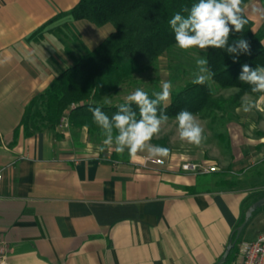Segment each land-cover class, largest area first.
<instances>
[{
  "label": "crops",
  "instance_id": "obj_1",
  "mask_svg": "<svg viewBox=\"0 0 264 264\" xmlns=\"http://www.w3.org/2000/svg\"><path fill=\"white\" fill-rule=\"evenodd\" d=\"M77 1L0 0V61L11 57L0 64L5 264H214L245 205L264 192L263 162L244 174L235 169L259 155L257 142L264 147V93L240 95L237 116L225 125L228 160L200 145L185 150L182 144L157 156L163 165L144 163L147 152L99 151L86 128L70 124L24 133L20 119L28 100L112 29L70 13L58 16ZM243 6L253 28L264 23L251 11L264 7V0H243ZM245 98L256 105L250 112L241 109ZM241 125L255 137L257 128L263 132L249 137ZM202 159L218 169L193 174L176 168L181 160ZM230 174L238 175L236 181ZM263 206L251 213L236 240H252L263 230L258 219Z\"/></svg>",
  "mask_w": 264,
  "mask_h": 264
},
{
  "label": "trees",
  "instance_id": "obj_2",
  "mask_svg": "<svg viewBox=\"0 0 264 264\" xmlns=\"http://www.w3.org/2000/svg\"><path fill=\"white\" fill-rule=\"evenodd\" d=\"M197 0H78L67 12L73 18H84L95 25L109 23L112 29L95 46L74 57L71 65L55 75L45 88L35 93L25 104L20 126L24 133H32L43 127L55 130L60 117L68 116L72 127L87 126L90 135L104 136L93 122L90 107H101L111 117L118 111L117 105L125 100L105 104L101 96L115 90L132 75L148 69L153 61L173 44L174 35L169 20L175 13L187 15L183 10ZM248 23L242 32H233L229 44L238 38L250 41L251 55L235 58L223 49L208 48L204 57L207 67L214 73L204 84L184 81L171 90L168 104H161L160 111L174 117L182 110L203 114L205 111L225 107V103L237 105L243 93H252L250 86L239 81L241 66H264V23L253 28V21L244 13ZM214 83L213 85L211 84ZM235 87L228 99L215 95L216 88ZM151 97L154 91H146ZM133 109L136 106L133 105ZM138 113V110H137ZM264 197V192L260 194ZM249 204L245 205V208ZM240 223V221H239ZM238 223V224H239ZM234 234H231V240ZM236 240L222 264H233L237 252Z\"/></svg>",
  "mask_w": 264,
  "mask_h": 264
},
{
  "label": "clouds",
  "instance_id": "obj_3",
  "mask_svg": "<svg viewBox=\"0 0 264 264\" xmlns=\"http://www.w3.org/2000/svg\"><path fill=\"white\" fill-rule=\"evenodd\" d=\"M183 11L187 15L178 12L169 20L177 48H198L202 51L208 48L223 49L233 56L234 62L241 54L251 55V45L247 39L238 38L229 44L230 34L242 32L248 23L244 15L243 0H197ZM251 11L264 18V7H253ZM10 59V56H6L0 64L10 62ZM195 65L193 84L202 85L211 80L214 73L207 67L205 57H198ZM238 79L249 85L252 93H264V66L250 67L244 64ZM171 89V81H165L161 84L160 91H154L150 97L146 91L137 88L125 97L124 103L117 105L118 111L111 117L99 106L90 107L93 122L105 137L103 144L114 147L118 154L127 150L131 155L146 151L147 159L166 156L169 151L167 148L153 145L150 141L169 120L159 106L170 102ZM104 103L111 104V101L105 100ZM254 107L256 105L251 99L245 98L242 101L241 109L244 112H250ZM175 121L179 139L199 146L204 130L196 117L191 112L182 110L176 114ZM103 150V147L99 149Z\"/></svg>",
  "mask_w": 264,
  "mask_h": 264
},
{
  "label": "rangeland",
  "instance_id": "obj_4",
  "mask_svg": "<svg viewBox=\"0 0 264 264\" xmlns=\"http://www.w3.org/2000/svg\"><path fill=\"white\" fill-rule=\"evenodd\" d=\"M264 45L263 39L261 40ZM198 57H204V51L198 48H190L188 50H181L173 44L165 53L159 55L152 63V65L139 73L132 75L126 82L121 83L115 90L110 91L107 94L101 96L102 100H109L111 102H119L121 100H125V97L131 94L135 89L140 88L144 91L152 90V91H160L161 84L165 81H171L172 89L179 88L184 81L193 79V72L196 71L195 60ZM213 85L214 83L211 82ZM171 89V90H172ZM234 87H222L216 88L215 95L222 96L225 100L228 99L231 93L234 92ZM240 99V97H239ZM239 102V101H238ZM196 119L199 121L203 128V139L200 143V146L203 150L210 151L215 155L222 156L223 159L228 160L229 151H228V134L226 130V122L230 119H233L237 116L236 113V105L225 103V107L221 110L213 109L209 111H205L203 114L192 113ZM243 132L249 136L253 137L249 133H253L252 131L247 130L243 125ZM86 128L87 130V139H91L92 142L96 143V146L104 148V150L110 151V153L118 156V153L114 151V147L107 146L103 144L104 136L101 135H90L87 126L83 125L81 127H73L77 130ZM257 135L263 132L260 128H257ZM151 144L158 145L167 148L170 150V147L173 149H181L182 144H185V150H190L193 148V144H189L186 141H181L178 136L177 124L174 117H169V120L166 124L161 126V131L158 135H155L151 141ZM262 142H257L255 145V149L258 151L259 155L256 158H252L250 156L243 159L246 161L243 165L236 166L235 169L238 168L237 174H244V171H248V167L253 165L249 171H254L259 162L264 163V147H261ZM97 147V148H98ZM234 150V149H233ZM194 151V150H193ZM127 152V150H125ZM146 152V151H145ZM233 153H237L233 151ZM206 155V154H205ZM205 160V159H202ZM208 161V160H207ZM251 161H253L251 163ZM214 163V162H213ZM257 163V164H256ZM216 165V164H215ZM217 166V165H216ZM241 166V167H240ZM219 170L224 171V169L219 168ZM218 170V171H219ZM243 170V171H242ZM237 174L231 175L232 181L238 176ZM263 209V210H262ZM259 214L258 219L260 221L264 220V206L262 207ZM242 239V238H241Z\"/></svg>",
  "mask_w": 264,
  "mask_h": 264
},
{
  "label": "built area",
  "instance_id": "obj_5",
  "mask_svg": "<svg viewBox=\"0 0 264 264\" xmlns=\"http://www.w3.org/2000/svg\"><path fill=\"white\" fill-rule=\"evenodd\" d=\"M69 120L66 114L60 117L57 127L61 130L69 127ZM144 163H153L156 165H163L165 161L160 157H153L151 159L144 158ZM176 168L181 172L188 173H211L218 168L213 162L207 160L201 161H187L181 160L177 163ZM1 180V174H0ZM264 222V220H263ZM7 246L0 237V264H5L7 260ZM237 260L233 264H264V228L258 232L252 240H240L237 244ZM235 261V260H234Z\"/></svg>",
  "mask_w": 264,
  "mask_h": 264
},
{
  "label": "water",
  "instance_id": "obj_6",
  "mask_svg": "<svg viewBox=\"0 0 264 264\" xmlns=\"http://www.w3.org/2000/svg\"><path fill=\"white\" fill-rule=\"evenodd\" d=\"M264 204V197H261L252 203L248 205V207L245 209L244 214H243V219L240 223V225L235 229L234 237L232 240L229 241V243L225 246L223 253L219 257V259L214 263V264H222L226 255L228 254L230 248L234 245L242 227L245 225L249 217L251 216V213L258 207Z\"/></svg>",
  "mask_w": 264,
  "mask_h": 264
}]
</instances>
